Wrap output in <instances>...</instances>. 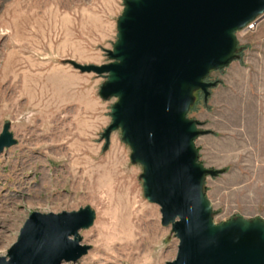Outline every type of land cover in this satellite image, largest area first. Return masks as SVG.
Listing matches in <instances>:
<instances>
[{
    "label": "rangeland",
    "instance_id": "obj_1",
    "mask_svg": "<svg viewBox=\"0 0 264 264\" xmlns=\"http://www.w3.org/2000/svg\"><path fill=\"white\" fill-rule=\"evenodd\" d=\"M124 0H0V134L6 122L17 143L0 153V255L16 242L31 213L96 211L83 229L91 248L63 264H167L178 252L160 206L143 191L121 130L104 149L116 98L106 81L64 60L101 65L117 40ZM237 32L238 58L211 72L221 81L206 103L196 92L189 117L214 132L200 136V161L224 169L208 176L214 221L264 219V15Z\"/></svg>",
    "mask_w": 264,
    "mask_h": 264
},
{
    "label": "water",
    "instance_id": "obj_2",
    "mask_svg": "<svg viewBox=\"0 0 264 264\" xmlns=\"http://www.w3.org/2000/svg\"><path fill=\"white\" fill-rule=\"evenodd\" d=\"M264 15V0H124L117 40L106 50L108 63L64 60L82 73L104 76L99 95L116 98L104 149L121 130L133 164L143 167L144 196L160 206L162 224L179 240L177 256L167 264H264V219L237 216L214 221L206 195L213 169L200 161L196 141L210 134L204 122L189 117L196 92L205 102L219 81L212 71L238 58L237 32ZM6 122L0 153L17 143ZM96 211L30 214L0 264H63L90 250L80 232L93 226Z\"/></svg>",
    "mask_w": 264,
    "mask_h": 264
},
{
    "label": "crops",
    "instance_id": "obj_3",
    "mask_svg": "<svg viewBox=\"0 0 264 264\" xmlns=\"http://www.w3.org/2000/svg\"><path fill=\"white\" fill-rule=\"evenodd\" d=\"M202 122H204V125H207V121L205 120V121H202ZM208 130H210L211 131V133H213L214 132V130L213 129H208ZM210 133V134H211ZM208 135V134H207Z\"/></svg>",
    "mask_w": 264,
    "mask_h": 264
},
{
    "label": "built area",
    "instance_id": "obj_4",
    "mask_svg": "<svg viewBox=\"0 0 264 264\" xmlns=\"http://www.w3.org/2000/svg\"><path fill=\"white\" fill-rule=\"evenodd\" d=\"M253 26H254V24H250L248 27H249V28H252Z\"/></svg>",
    "mask_w": 264,
    "mask_h": 264
},
{
    "label": "flooded vegetation",
    "instance_id": "obj_5",
    "mask_svg": "<svg viewBox=\"0 0 264 264\" xmlns=\"http://www.w3.org/2000/svg\"><path fill=\"white\" fill-rule=\"evenodd\" d=\"M208 81H210V78H208ZM221 83H222V82L220 81L219 84H221ZM211 95H212V94H211ZM207 102H208V101H207ZM207 102H206V103H207ZM204 126H205V125H204Z\"/></svg>",
    "mask_w": 264,
    "mask_h": 264
}]
</instances>
